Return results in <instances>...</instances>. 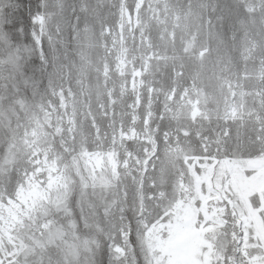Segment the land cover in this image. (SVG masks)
<instances>
[{"label": "snow or ice", "instance_id": "obj_1", "mask_svg": "<svg viewBox=\"0 0 264 264\" xmlns=\"http://www.w3.org/2000/svg\"><path fill=\"white\" fill-rule=\"evenodd\" d=\"M0 264H264V0H0Z\"/></svg>", "mask_w": 264, "mask_h": 264}]
</instances>
